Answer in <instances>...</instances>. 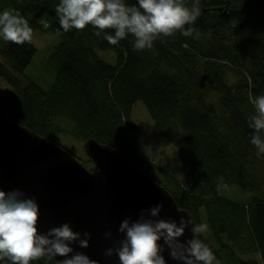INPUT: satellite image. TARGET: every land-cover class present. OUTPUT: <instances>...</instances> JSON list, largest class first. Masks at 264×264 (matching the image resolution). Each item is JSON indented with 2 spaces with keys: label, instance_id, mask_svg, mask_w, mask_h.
<instances>
[{
  "label": "trees",
  "instance_id": "16d2710c",
  "mask_svg": "<svg viewBox=\"0 0 264 264\" xmlns=\"http://www.w3.org/2000/svg\"><path fill=\"white\" fill-rule=\"evenodd\" d=\"M59 3L0 0V13L18 11L33 34L60 36L44 64L52 80H30L25 88L19 76L35 68L37 48L0 37V78L14 89L0 97V110L58 145L64 136L115 149L163 186L195 223L207 225L199 238L219 264H264V153L251 143L248 126L252 100L264 95V0H200V16L185 26L190 36L161 35L152 49L140 51L133 50L131 35L112 45L104 39L112 30L99 37L92 25L64 31ZM184 3L191 7L193 0ZM98 52L114 53L115 63ZM138 102L178 149L183 180L138 150V127L131 124ZM79 161L95 170L89 158ZM226 188L248 200L227 198ZM0 264L12 262L4 257ZM31 264L57 263L44 256Z\"/></svg>",
  "mask_w": 264,
  "mask_h": 264
},
{
  "label": "clouds",
  "instance_id": "9594fccd",
  "mask_svg": "<svg viewBox=\"0 0 264 264\" xmlns=\"http://www.w3.org/2000/svg\"><path fill=\"white\" fill-rule=\"evenodd\" d=\"M55 11L66 32L92 25L99 37L105 30H112L113 34L104 35L110 44L116 45L131 35L133 50L140 51L152 49L154 40L161 35L170 37L180 31L190 36L192 29L185 30V26L194 24L200 16V0H193L191 7L184 0H138L136 6H127L124 0H60ZM32 35L33 29L18 11L7 9L0 13V37L4 41L23 45L31 42ZM252 103L255 113L248 117V126L253 130L250 139L258 153H264V95L255 97ZM163 207L159 204L147 209L135 221L124 219L119 227L124 239L106 255H117L120 264H167L163 255L167 250L173 260L183 264H213L212 250L199 238L207 225L197 224L191 218L181 217L179 223L159 218ZM39 220L40 207L35 199L26 198L19 189L0 190V259L7 257L12 264H31L44 256H59L65 259L57 264H98L72 247L78 243L80 248H88L90 233L75 232L65 223L41 234ZM189 229L192 237L183 242Z\"/></svg>",
  "mask_w": 264,
  "mask_h": 264
},
{
  "label": "water",
  "instance_id": "95a60500",
  "mask_svg": "<svg viewBox=\"0 0 264 264\" xmlns=\"http://www.w3.org/2000/svg\"><path fill=\"white\" fill-rule=\"evenodd\" d=\"M84 147L94 171L62 146L0 110V190L19 189L26 198L35 199L40 207L41 234L68 223L75 232L91 234L90 246L84 249L73 244L75 252L84 253L98 264H120L117 255L109 257L106 252L124 239L119 232L124 219L138 220L145 210L163 204L159 218L179 223L183 217L195 222L163 186L115 149L94 139L85 141ZM191 237L189 229L182 241ZM163 255L167 264H183L173 260L167 250ZM52 258L56 263L65 259Z\"/></svg>",
  "mask_w": 264,
  "mask_h": 264
},
{
  "label": "rangeland",
  "instance_id": "374dc122",
  "mask_svg": "<svg viewBox=\"0 0 264 264\" xmlns=\"http://www.w3.org/2000/svg\"><path fill=\"white\" fill-rule=\"evenodd\" d=\"M31 42L37 48V56L34 58V67L30 66L25 76H19L21 80V87L25 88L28 86L30 80L41 79V81L52 80V76L49 71L46 69L47 62L45 60L49 54V50L54 47V45L60 42V36L57 34L54 35H39L34 33L32 35ZM99 55L105 59L107 62L114 64L115 58L114 53H105L98 52ZM0 62L4 61L0 57ZM44 83V82H43ZM46 83V82H45ZM13 87L0 78V97L8 96L13 92ZM15 113L14 111L11 112ZM10 113V114H11ZM131 124L138 127L137 133H134L136 137V146L138 150L145 155L155 166L158 168L171 173L175 178L183 180V171L181 167L180 154L177 148L169 144L165 138L157 131V128L149 116L145 106L142 102L136 103L133 108L131 115ZM60 137L59 142L65 146L66 150L72 153L75 157L80 160L89 158L83 143L72 142L67 138ZM61 144H59L61 146ZM225 196L229 199L232 198L239 201H247L245 196H243L238 190L226 188ZM213 264H219L214 260Z\"/></svg>",
  "mask_w": 264,
  "mask_h": 264
},
{
  "label": "crops",
  "instance_id": "0c3cea01",
  "mask_svg": "<svg viewBox=\"0 0 264 264\" xmlns=\"http://www.w3.org/2000/svg\"><path fill=\"white\" fill-rule=\"evenodd\" d=\"M13 119V118H12Z\"/></svg>",
  "mask_w": 264,
  "mask_h": 264
}]
</instances>
